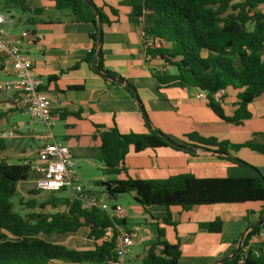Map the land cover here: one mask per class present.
<instances>
[{
	"label": "trees",
	"instance_id": "1",
	"mask_svg": "<svg viewBox=\"0 0 264 264\" xmlns=\"http://www.w3.org/2000/svg\"><path fill=\"white\" fill-rule=\"evenodd\" d=\"M53 1L57 9L70 7L77 20L91 22L95 26L91 34L93 45L86 58L92 64L98 50L94 10L83 0ZM122 3L130 8L129 19L142 25L145 42L150 37L158 39L157 44L147 47L151 56L147 62L159 89L178 87L204 92L208 107L227 122L243 124L252 117L249 105L264 93V0H123ZM108 6L112 14H119L118 9ZM100 13L103 23H110L102 9ZM97 66L114 74L104 67L102 45ZM106 80L115 86H124L135 97L134 90L128 85ZM229 88L235 90L236 95L231 105L232 112L227 115L222 101L230 96ZM220 92L222 95L217 97ZM3 114L0 112V116ZM142 117L147 133H122L115 126L101 132L96 158L105 164L107 174L127 172L126 157L131 149L135 152L162 146L181 149L152 130L143 113ZM188 139L190 143L176 142L217 152L230 153L231 150L248 147L264 153V144L251 141L232 143L198 132L188 134ZM7 147L6 139H0V150ZM219 156L249 167L254 174L246 177H198L192 173H181L161 179L114 178L108 181L113 196L107 194L112 198L121 193L135 192V199L144 210L152 206L164 207L167 211L161 221L170 226L176 225L172 207L190 210L194 206L260 202L263 216L264 174L238 157ZM31 168L27 163H13L6 158L0 160V264H108L109 260L116 261L119 227L127 226L124 216L114 215L116 205L111 207L112 211L100 206L83 208L79 200L71 199L66 190H60L59 196L53 194L40 204L35 199L28 200L31 208H38L35 213H30L29 218L14 210L12 198L19 183L29 178ZM39 192L40 189L31 191ZM48 206L55 211L46 210ZM61 207L64 209H59ZM263 224L264 221L249 230L239 254L221 264H264V241L252 243L244 250L260 233ZM223 225L220 216L200 223L201 228L212 233L221 232ZM82 229L87 230V237L93 244L91 248L68 247L41 237L42 234H73ZM156 235L154 241L147 245L141 264H179L181 241L169 242L165 238V227L160 225H157Z\"/></svg>",
	"mask_w": 264,
	"mask_h": 264
},
{
	"label": "crops",
	"instance_id": "2",
	"mask_svg": "<svg viewBox=\"0 0 264 264\" xmlns=\"http://www.w3.org/2000/svg\"><path fill=\"white\" fill-rule=\"evenodd\" d=\"M122 1L97 2L98 8L110 18V23H103L104 67L134 86L153 127L178 142L190 143L188 134L198 132L232 143L251 141L264 144V93L249 105L252 117L243 124H234L220 118L208 107L204 92L178 87L159 89L152 76L151 65L145 59L142 25L129 19L130 8ZM108 5L118 9L119 14H112ZM4 9L8 19H15L8 28L11 37L20 42L22 50L32 59L34 71L42 80V89L52 100L53 137L71 149L79 173V162L89 158L91 151L95 157L98 154L102 131L115 126L122 133L148 132L135 97L124 86H115L95 72L86 61L93 45L91 34L95 30L91 22L77 20L70 7L57 9L53 0H11ZM0 72L3 78H13L14 69L2 56ZM0 92L8 94L0 98V112L4 113L0 116V129L15 128L18 132L17 137L6 139L8 147L0 150V155L7 159L9 153L8 156L14 159L24 157L31 160L34 153L37 157L39 147L46 141L47 127L33 121L27 112L13 105L19 92ZM228 93L230 96L222 101V105L225 113L230 115L236 91L229 88ZM26 140L35 141V147L25 146ZM195 148V152L170 146L147 148L140 152L131 149L126 157L127 172L118 174L116 178L161 179L181 173H192L198 177H246L254 174L249 167L233 163L214 151L202 146ZM230 153L264 174V153L248 147L231 150ZM9 158V162L24 163ZM261 206L260 202H244L194 206L190 210L172 207L175 226L162 223L167 211L164 207L152 206L144 210L151 220L144 218L143 232H137L124 214L127 226L123 228L135 235V245L127 264H141L147 245L157 236V225L165 227V238L169 242L181 241L179 264H213L234 251L236 242L249 224L262 217ZM216 216L224 221L221 232L212 233L200 227L201 222L211 221ZM252 241H264V224Z\"/></svg>",
	"mask_w": 264,
	"mask_h": 264
},
{
	"label": "built area",
	"instance_id": "3",
	"mask_svg": "<svg viewBox=\"0 0 264 264\" xmlns=\"http://www.w3.org/2000/svg\"><path fill=\"white\" fill-rule=\"evenodd\" d=\"M11 0H0V8ZM8 16L0 12V56L4 57L13 67V78H3L0 72V91L19 92L13 105L27 112L33 121L45 125L48 129L44 138L46 141L38 149V158L41 163L32 166L40 174L37 179V187L44 190H66L71 199H77L83 208L100 206V198L96 192L89 191L80 182L79 171L71 149L63 142L54 139L51 127L54 124V109L50 96L42 89V80L35 73L33 61L26 54L18 40L11 37L7 28ZM158 43V39L150 37L146 39L145 59L151 56L147 53V47ZM18 136L15 128L0 129V139H9ZM114 215L124 216L122 206L116 205ZM121 228V227H119ZM253 240V239H252ZM245 247V251L253 241ZM135 245V235L132 231L121 229L116 241V261L109 260L108 264H127L128 257Z\"/></svg>",
	"mask_w": 264,
	"mask_h": 264
},
{
	"label": "rangeland",
	"instance_id": "4",
	"mask_svg": "<svg viewBox=\"0 0 264 264\" xmlns=\"http://www.w3.org/2000/svg\"><path fill=\"white\" fill-rule=\"evenodd\" d=\"M0 12L6 13V9L3 7L0 8ZM15 21L14 18L9 17L7 28H10V23ZM2 96H8L6 92H0V98ZM52 130L55 131L53 126L51 127ZM14 140V139H13ZM25 146L35 147L36 142L33 140H26L24 143ZM21 146V145H20ZM99 153V149H98ZM7 159L11 156H8ZM5 157V156H3ZM3 159L0 155V160ZM31 160L28 158H20L14 159L13 157L9 158L11 161H22L24 163L30 164L31 166H36L41 163V160L36 157V154H31ZM81 163V169L79 176L81 178L82 185L89 191L96 192L100 198V204L105 206L107 210L112 211V206L119 204L122 206L124 210V214L128 217V221L132 223V227L136 229L137 232H143V228L145 226V217L148 221L151 220L149 214L144 211V209L140 208V204L135 199V192H127L121 193L114 197H109L105 188L101 185L102 182H108L110 179L116 178L118 175L116 174H107L105 171V164L98 160L95 157L94 151H91L89 158L83 160ZM40 174L37 173L34 168L32 167L30 170L29 178L26 181H22L19 183L18 191L16 195L12 198V202L14 204V210L29 218L30 213H35L38 211V208H31L27 201L30 199H35L38 204L42 203L45 199L49 198L51 195L59 196L60 192L58 191H51V190H44L37 187V179L39 178ZM34 189H40L39 193H31ZM63 210L64 208H59ZM46 210L55 211L50 206L46 208ZM137 227V228H136ZM42 238L46 239L50 242L61 243L67 245L68 247H75L78 249L84 248H91L92 241L87 237V230L82 229L77 233L73 234H52V235H41ZM90 264V263H85Z\"/></svg>",
	"mask_w": 264,
	"mask_h": 264
},
{
	"label": "water",
	"instance_id": "5",
	"mask_svg": "<svg viewBox=\"0 0 264 264\" xmlns=\"http://www.w3.org/2000/svg\"><path fill=\"white\" fill-rule=\"evenodd\" d=\"M83 1H85L88 5H90L92 7V9L94 10V12H95V14L97 16V44H98V50H97V53H96V56H95L94 60L92 61L91 67L95 71L99 72L103 77L108 78V79H110L112 81H116L118 83H121L123 85H128L131 89L134 90V92H135V99H136V101L138 102V104L140 106V109H141V111H142V113H143V115H144V117H145V119L147 121L148 126L152 130H154L157 133L163 135V137L169 143H171L172 145H174L176 147H179L181 149L188 150L190 152H195L197 149L194 146H192V147L190 146L189 147V146H186L185 144L178 143V142L172 140L170 136L165 135L163 133H160V131H158L155 127H153V125H152V123L150 121V118L148 116V113H147V111H146V109L144 107V104H143L142 100L140 99V97H139L136 89L133 86L129 85L124 78L119 77V76H116L114 74L106 73V72H104V71H102V70H100L98 68L97 61H98V58L100 56V48H101V44H102L103 21H102L100 9L98 8L97 4L94 1H92V0H83ZM214 152L217 153V154L225 155L226 157L234 158L232 156V154L229 153V152H217V151H214ZM234 159H236V158H234ZM101 185L105 188L106 192H108L110 196H113V193L110 192L111 191V187H110V183L109 182H102ZM263 220H264V215L258 221H256L254 224H252L251 227H249L246 231L243 232V234L241 235V237H240V239L238 241V244H237L236 248L234 249V251L231 254L226 255V256L220 258L219 260H217L213 264H221V263H224L225 261H227L229 259L235 258L239 254V252H240V250L242 248L243 241H244V238H245L247 232L249 230H251V229L256 228L259 224H261L263 222Z\"/></svg>",
	"mask_w": 264,
	"mask_h": 264
}]
</instances>
